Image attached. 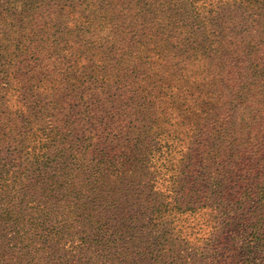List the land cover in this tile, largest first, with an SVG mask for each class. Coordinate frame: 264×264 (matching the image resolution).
<instances>
[{"label":"trees","instance_id":"obj_1","mask_svg":"<svg viewBox=\"0 0 264 264\" xmlns=\"http://www.w3.org/2000/svg\"><path fill=\"white\" fill-rule=\"evenodd\" d=\"M180 194L264 264V0H0V264H181Z\"/></svg>","mask_w":264,"mask_h":264},{"label":"rangeland","instance_id":"obj_2","mask_svg":"<svg viewBox=\"0 0 264 264\" xmlns=\"http://www.w3.org/2000/svg\"><path fill=\"white\" fill-rule=\"evenodd\" d=\"M177 1H183V0H177ZM215 1L216 0H214V2ZM177 5H180V4H177ZM208 10H210V7L209 9L204 10V13H203L204 16L207 15ZM116 11H118L117 8H116ZM231 11H232V8L226 9L224 13L220 14V17L228 20L230 18L229 14ZM125 16H126V13L120 18L121 23H124ZM235 20L237 23H240L241 16L238 15L237 18H235ZM250 22H252V19H250ZM256 100L258 101V98H256ZM259 117H262V115L259 114ZM177 201L180 203V205L178 206V209L175 215H172L171 217L168 218V222H169L168 230L170 232L175 233L176 243L177 244L181 243V246L178 249L179 252H177L178 256L184 257L181 264H240V261L241 262L243 261L244 257H242L243 256L242 251H240L239 249L238 250L235 249L237 253L236 255H238V257L236 256L232 257L234 259L232 261L226 260L224 258V254L227 253L226 250L229 248V246L221 247V245L217 244L214 241L211 242L210 244H207L205 242H200L198 243V245L195 246V241H196L195 240V222L201 219L196 218L195 213L184 211L185 207H184V204L182 203L184 201V197L182 196V194L178 196ZM173 213H174L173 211L170 212V214H173ZM220 222L222 223V225L219 228L225 229V225L223 224L222 219ZM178 230H180L181 233H179ZM185 235L189 238V240L192 243L188 242V244H185L184 242H182L185 240ZM228 236H230V234H228ZM198 247H200L199 250H198ZM12 248L15 249L14 247ZM200 255L203 256L204 258L203 261H200L199 259ZM259 256H260V260H264V254H260ZM193 257H194V261H193ZM195 260L197 261V263H195ZM36 261L38 262V260ZM46 264H50V263L46 262Z\"/></svg>","mask_w":264,"mask_h":264}]
</instances>
